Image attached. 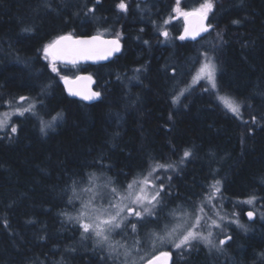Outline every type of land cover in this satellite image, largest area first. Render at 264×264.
Wrapping results in <instances>:
<instances>
[{
  "label": "trees",
  "instance_id": "16d2710c",
  "mask_svg": "<svg viewBox=\"0 0 264 264\" xmlns=\"http://www.w3.org/2000/svg\"><path fill=\"white\" fill-rule=\"evenodd\" d=\"M204 2L180 0L179 7L192 11ZM176 6V0H0V108L23 96L37 102L32 114L16 117L15 133L0 131V264H129L109 245L142 247L141 232L157 220L138 222L135 233L129 223L98 243L77 221L80 191L92 175L124 187L150 168L171 165L151 175L156 189L163 185L158 212L211 196L231 228L236 215L248 221L244 199L255 197L264 211V0H213L212 29L196 41L176 37ZM167 19L172 43L158 32ZM65 33L119 36L123 51L98 65L56 62L53 72L43 48ZM206 54L217 62L218 90L184 91ZM78 72L95 76L98 101L66 93L61 76ZM218 94L234 97L240 113ZM53 115L58 124L42 131V119ZM251 227L234 228L223 255L197 244L181 260L172 252L174 264H264V220Z\"/></svg>",
  "mask_w": 264,
  "mask_h": 264
},
{
  "label": "snow or ice",
  "instance_id": "6c2138e0",
  "mask_svg": "<svg viewBox=\"0 0 264 264\" xmlns=\"http://www.w3.org/2000/svg\"><path fill=\"white\" fill-rule=\"evenodd\" d=\"M99 3V0H96ZM177 6L174 8V11L182 15L186 21L189 18H195L196 26L193 28L186 27L185 35L181 36L180 39H185V36L191 35L194 39L201 32H208L212 25L205 26L204 21L208 17V13L213 10V0H205L199 8L189 11H182L179 7L180 0H176ZM118 7L120 9L126 10L125 3L121 2ZM88 11H94V9H88ZM233 23H239V21H233ZM27 30V29H26ZM164 36H167V32L162 33ZM219 35V34H218ZM120 50V45L118 40H102L99 36H94L89 39H74L70 34L57 37L55 40L45 45L43 48L45 58H52L53 67L52 71L57 72L58 69L55 67L56 61H66L72 64H76L80 60H89V59H106L113 52H118ZM215 65L211 60L207 59L203 64H201L198 69L194 81L199 79H207L211 82L212 87H216L215 82ZM66 83H68L67 77H62ZM80 79L90 80L91 77H81ZM71 91V89H69ZM73 95H82L79 92H73ZM100 93L94 92L90 94H83V99L91 100L96 97H99ZM21 101L25 100V97L20 98ZM219 99L225 104V107L234 114H239L240 106L235 101L234 98H229L227 96H220ZM31 107L25 109L24 111H30ZM23 115V111L19 113ZM7 117V113L4 114ZM53 119H56L55 117ZM255 119V118H253ZM7 120H0V128L5 127ZM50 126V125H48ZM11 131L15 133L17 129L12 127ZM43 131V129H42ZM189 151L184 152V157L190 156ZM157 168H166L171 167V165H157ZM152 175L151 172L148 173V176H145L142 180H133L127 185L126 192L121 195L117 192L116 188L111 189V193L118 197L115 202L109 200L107 202V207L104 204L97 205L95 203L96 196L93 194L89 197L87 202L82 203L83 210L80 212V215L77 217V221L80 224L84 233H92L98 239V243L107 242L109 240V234L114 232L116 229L122 227H127L130 223L132 232L137 231V223H131L128 220V217L134 216L137 218V222L143 223L146 217H154L158 221V216L155 212L157 205L161 202V192L163 191V185L161 184L159 189H156V186L152 184L149 180V177ZM108 183H111L109 180ZM219 182H217L218 184ZM151 187L154 189L153 192H149L148 188ZM215 187V186H214ZM219 189L216 188V191ZM85 191H91V189H85ZM211 199V196L209 197ZM247 203H252V200H248ZM139 209V210H137ZM200 212H203V208L199 209ZM174 215V214H173ZM249 219L253 217L252 212L247 213ZM194 223L185 227L183 222H177L172 228L166 233V237H158L160 240L166 238L175 237L172 240V244L176 249L188 248L191 247L193 241H203L207 245L215 246L212 244V241L209 237L212 235L211 232L207 236L203 235L201 232L196 231L195 229L199 227L201 216L195 215ZM213 225H216V221H212ZM238 223V222H237ZM241 227H244L241 225ZM231 239V237H228ZM136 243H139L137 241ZM222 245L225 243L224 240L219 241ZM169 253H161V256L167 258ZM156 259H159L157 257ZM146 264H154L153 260H148Z\"/></svg>",
  "mask_w": 264,
  "mask_h": 264
},
{
  "label": "rangeland",
  "instance_id": "374dc122",
  "mask_svg": "<svg viewBox=\"0 0 264 264\" xmlns=\"http://www.w3.org/2000/svg\"><path fill=\"white\" fill-rule=\"evenodd\" d=\"M182 11H187V10H182ZM172 17H173L174 21H179V23H177V24L181 28V33L176 35V37L178 39H180V37L183 36V29L185 26L184 17L182 15H180L179 13H177V16H172ZM210 17H211V14L209 12L208 13V19H210ZM173 20L167 19L165 24H168V25L165 27H161L158 30V32L161 33V36L163 38L162 42H165V43L174 42L175 36L173 35V29L171 27H169V25L171 24V21H173ZM211 25H212V23H211ZM164 32H167L168 35L164 36L162 34ZM117 37H119V36H117ZM206 58L211 60L212 63L215 65V68H216V72H215L216 87L215 88L212 87L211 82H209L207 79H199V80L194 81V77L196 76L198 69L200 68L201 64H203L205 62ZM48 60L50 61V63L53 66L52 58L49 57ZM56 62L58 63V61H56ZM56 62H55V67H56ZM80 73H83V72L75 73L71 77H74ZM217 73H218V66H217V62L215 61V59L211 55H207V54L204 55V57L201 58L191 80L189 81L190 83L187 85V87L184 89V91L189 90L190 88H193L194 86H198V85L201 87L202 86L206 87V89L209 91H211V90L217 91L218 90ZM61 77H63V76H61ZM218 96L219 97L220 96H227L229 98H234V97L226 95V94H218ZM23 97L26 98L23 101H21V99H20L21 97L15 98V99H12L10 102L7 103V107L0 108V120H5V119L7 120L6 126L0 128V131L11 130L12 127L17 128V121L15 120L16 117H23V116L25 117V116L33 113L35 103H37L36 99L33 97H28V96H23ZM224 106H225V104H224ZM30 107H31L30 111H24L25 109H28ZM21 111H23V113H24L23 115L19 114ZM240 111H241V109H239V113H240ZM5 113L8 114L7 117H5V115H4ZM54 117L56 119H53ZM59 121H60L59 115H53L51 118H48V119H42V124H41L42 129L44 131L52 130L58 124ZM48 125H50V126H48ZM156 168L154 167V168L148 169L144 173H141L140 175L135 177L136 178L135 180H142L145 176H148L149 172H151L153 174L154 171L156 170ZM158 170H162V168H159ZM149 180L150 181L153 180V176H150ZM108 181H109V179H107V177L104 175H97V176L92 175L89 179H87V181L85 183V185H86L85 189H91V191H85L84 189L80 191V192H82L80 194V199L83 198L82 202H87L89 197L92 196L93 194H95V196H96L95 203L97 205L104 204V206L107 207V202L109 200H112L113 202H115V200L118 198L111 193V189L113 187L116 188L117 192L120 193L121 195H123L126 192L127 186L122 187V186H119L118 184L116 185V184L112 183L111 180H110L111 183H108ZM152 184H154V183L152 182ZM216 188L221 190V184L220 183L215 184V193L218 194L219 190L216 191ZM148 191L153 192L154 189L149 187ZM209 197L210 196H206L201 201V203L198 202L196 205L194 204V205L187 206V205L179 204V206L178 205L172 206V208L171 207H167V208L162 207L158 212V209L160 207V204H159V205H157V208L155 209V212L159 218L158 221L156 222V224H154V225H156V228H152L149 231L145 230V231L141 232L142 233L141 238L143 239V242H144V244H142V247L141 246L138 247L137 244H134L132 242H130V243L126 242V243H122V244L120 243L117 245H109V246L113 247L115 250L122 251L124 253V255L128 258L129 264H143L144 262L149 260L151 257L156 255L157 253L164 252V251H170V252L177 254L178 258L181 260V258H182L181 252L183 250L189 251L191 249V247H193V245L195 246L196 249H199L197 244H202L203 247L205 248L206 252L210 255H215V254L216 255H223L228 250V245H229V242L231 240L229 242H225L222 245L219 243V241H221L222 238H225L228 235L232 236L233 230H235V229L237 231L238 230L243 231V230L251 229L252 228L251 227L252 222L244 221L236 215L237 219H234L231 222L232 226H231V228H229V226H227V221H226V218L224 216V213L222 211H220V209L217 206L211 204L212 201H211V199H209ZM250 199L252 200V203H247V201ZM243 204L247 208L254 210L257 213V218L259 220H261V221L264 220V211H262L261 209L258 208L255 197H249L247 199H244ZM200 208H203V212L199 211ZM82 210H83V208L80 209V212ZM137 210H139V209H137ZM80 212L78 213L79 215H80ZM194 212H195V215H199L202 217L199 227L196 228L195 230L201 232L205 236H207L208 233L211 232L212 235L209 237V239L212 241V244L215 245L214 247L211 245H207L203 241H193L191 247L182 248V250L180 251V249H176L172 244V240L175 239V237H172L170 239L166 238L163 241L158 239V237H162V236L166 237V233L178 221L183 222L185 224V227L193 224L194 223V216H193ZM146 218H148V217H146ZM128 220L130 222H136L137 225H139L137 222V218L134 216L128 217ZM212 221H216V225H219V226L217 227V226L213 225ZM224 222H226V223H224ZM241 225H243L244 227H241ZM150 227H151V225L149 226V228ZM117 230L118 229H116L114 232L110 233L109 238H110V236H113L114 238H115V236H118V234H120L121 228L118 230V232H117ZM138 230L140 231V229L137 226V231Z\"/></svg>",
  "mask_w": 264,
  "mask_h": 264
},
{
  "label": "water",
  "instance_id": "95a60500",
  "mask_svg": "<svg viewBox=\"0 0 264 264\" xmlns=\"http://www.w3.org/2000/svg\"><path fill=\"white\" fill-rule=\"evenodd\" d=\"M184 20H185V18H184ZM196 23L197 22H196L195 18H189L188 21L185 20V26H184V29H183V35H185V28L186 27L193 28V27L196 26ZM204 24H205V26L209 25L208 17L204 21ZM209 31L208 32H201L194 39L192 38L191 35L185 36V38L187 40H189V41H196V40H199V39L203 38L204 36H206L209 33ZM69 34L74 39H89V38L94 37V36H99L102 40H118L119 41V45H120V50L118 52H113L106 59L80 60L76 64H72V63H69V62H66V61H58V62H60L62 64H65V65H80V64H82V65H98V64H104V63L112 61L116 56H118L123 51V41H122L121 38H119L117 36H110V35L107 36V35H103V34H99V33H95V34H92V35H74V34H71V33H65V34H62L60 36L69 35ZM63 77H67V80H68V83H66L64 79H61V82H62V84H63V86L65 88V91H66V93L68 95H70V96H72V97H74V98H76L78 100H81V101H83L85 103H88V104H92V103H94V102H96V101H98L100 99L101 94L99 95V97H96V98L91 99V100L83 99V94H90V93H94V92L100 93L95 87L96 79H95L94 75H92L91 73L83 72V73H80V74H78V75H76L74 77H71V76H68V75L63 76ZM81 77H91V79L90 80L80 79ZM69 89H71V91ZM73 92H79L82 95H73L72 94ZM248 212H252L253 213V217L251 219H249V217L247 215ZM245 217L250 222H253L257 218V213L254 210H248V211L245 212ZM228 237L232 238L231 235H228L227 237L222 238V240H224L225 242H229L231 239H228ZM165 252L169 253L167 258H164L163 256H161V253H164V252H161V253H158V254L154 255L150 259L154 261V264H174L173 254L171 252H169V251H165ZM157 257H159V259H156ZM146 262H144L143 264H146Z\"/></svg>",
  "mask_w": 264,
  "mask_h": 264
},
{
  "label": "bare ground",
  "instance_id": "6f19581e",
  "mask_svg": "<svg viewBox=\"0 0 264 264\" xmlns=\"http://www.w3.org/2000/svg\"><path fill=\"white\" fill-rule=\"evenodd\" d=\"M248 210H252V209H250V208H246L244 212H246V211H248ZM247 220H248V219H247ZM249 222H250V221H249Z\"/></svg>",
  "mask_w": 264,
  "mask_h": 264
}]
</instances>
